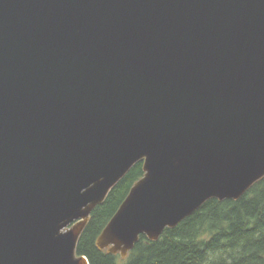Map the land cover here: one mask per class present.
Segmentation results:
<instances>
[{
	"label": "water",
	"instance_id": "95a60500",
	"mask_svg": "<svg viewBox=\"0 0 264 264\" xmlns=\"http://www.w3.org/2000/svg\"><path fill=\"white\" fill-rule=\"evenodd\" d=\"M126 259L264 179V0H0V264Z\"/></svg>",
	"mask_w": 264,
	"mask_h": 264
},
{
	"label": "trees",
	"instance_id": "16d2710c",
	"mask_svg": "<svg viewBox=\"0 0 264 264\" xmlns=\"http://www.w3.org/2000/svg\"><path fill=\"white\" fill-rule=\"evenodd\" d=\"M143 177L139 162L93 211L77 248L90 264H264V179L238 201H208L156 242L141 236L126 259L100 250L99 237Z\"/></svg>",
	"mask_w": 264,
	"mask_h": 264
}]
</instances>
